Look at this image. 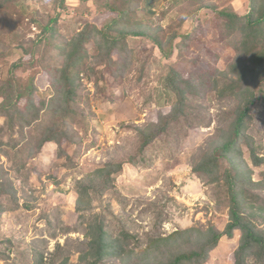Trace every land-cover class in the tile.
Wrapping results in <instances>:
<instances>
[{
    "label": "rangeland",
    "instance_id": "rangeland-1",
    "mask_svg": "<svg viewBox=\"0 0 264 264\" xmlns=\"http://www.w3.org/2000/svg\"><path fill=\"white\" fill-rule=\"evenodd\" d=\"M186 4L154 0L149 22L154 27L162 26L164 35H189L188 45L181 51L175 46L179 39L172 42L174 50L165 57L151 41L135 38L128 40L130 55L118 71L95 64L82 71L74 101L66 104L72 121L63 120L66 111L55 117L57 125L66 123L71 141L47 143L29 158L25 155L29 129L22 137L10 135L5 118L0 116V182L4 186L0 195L8 198L0 202L5 208L0 213V264H39L41 254L43 264H50L57 245L70 264H78L79 253L88 242L83 213L75 209L78 182L87 185L91 198L92 211L84 217L101 214L110 232L123 227L134 236L131 243H138L142 250L148 246V236L166 237L177 230L210 225L224 230L228 222L225 195L217 185L206 184L194 175L192 164L201 149L224 130L226 123L221 118L232 103L202 93L190 76L213 72L223 64L229 50L219 52L214 48L220 42L212 22L214 13L200 9L191 16ZM203 4L232 7L244 14L248 0H203ZM56 15L58 33L64 39L79 32L84 21L100 27L107 16H112L99 13L92 0H65L63 7L55 8L53 0H19L18 11L8 17L7 24L0 17V53H4L0 57V82L14 78L24 85L36 74L35 103L53 96L49 72L44 69L49 62L32 69H13L21 58L18 45L39 40L37 23L45 24ZM92 47V42L87 45L90 56L96 55ZM165 51H169L167 46ZM28 60L29 56L21 59ZM171 71L193 83L186 92L195 97L190 122L171 135L159 136L140 155L141 136L137 130L158 123L160 116L172 117L175 97L172 95L174 101L167 107L157 101L160 86ZM253 111L245 137L258 146L264 158V106L257 105ZM243 158L252 171V181H264V167H252L247 153ZM120 163H125L122 169L107 181V171H114ZM239 240V231L232 239L223 237L205 264H233ZM119 259L110 257L104 264H120Z\"/></svg>",
    "mask_w": 264,
    "mask_h": 264
},
{
    "label": "trees",
    "instance_id": "trees-1",
    "mask_svg": "<svg viewBox=\"0 0 264 264\" xmlns=\"http://www.w3.org/2000/svg\"><path fill=\"white\" fill-rule=\"evenodd\" d=\"M64 1L53 0L54 8L63 7ZM92 1L99 13L112 15L107 16L100 27L83 20L82 29L64 39L58 33L56 15L45 24L37 23L41 35L39 40L31 41L29 45H18L21 58L13 69H32L37 64L49 62L44 66L49 72L47 75L53 93L48 101H34L36 74L27 78L24 85L19 80L15 82L14 78L0 82V116L5 118L10 135L17 133L22 137L24 130L29 129L30 138L25 147L29 148L25 153L29 158L38 154L47 143L59 145L63 140H72L67 134L66 123L62 121L57 125L55 117L66 111L63 120L72 121L66 104L69 100L74 101L76 82L82 71H87L91 64L110 68L112 72L118 71L119 67L125 66L124 60L130 55L128 40L135 38L151 41L165 57H169L174 50L173 41L180 40L175 45L179 51L188 45L189 35L177 32L164 35L162 26L149 24L154 0ZM169 1L187 3L191 16L200 9L213 12L212 22L216 24L220 38L219 45H214V48L219 52L223 48L229 50L223 64L213 72L190 76L202 93L215 95L218 101L232 103L230 111L221 118L226 123L224 130L201 149L192 164L194 175L206 184L217 185L225 195L228 222L222 232L210 225L205 229L192 227L177 230L166 237L148 236V246L142 250L138 243H131L135 238L123 227L110 232V225L101 214L88 215L87 219L84 217L85 213L92 211L91 198L87 185L78 182L75 209L83 213L81 218L86 223L85 236L88 238L86 249L79 253L78 264H104L110 257L120 258V264H205L219 241L223 237L232 239L235 231H239L240 240L234 251L233 264H264V181H252V171L243 158V154L247 153L252 167H264V158L259 155L258 146L248 136L245 137L253 110L257 105L264 106V0H248L244 14L232 7L205 5L203 0ZM18 7L19 0H0V17H3L5 24L8 17L18 11ZM84 13L82 10L81 14ZM91 42L96 52L94 56H90L87 49ZM166 46L169 51H165ZM0 54V57L4 56V53ZM115 54L117 58H114ZM24 56H29L27 62L21 61ZM165 78L166 90L175 97L171 105L172 117L160 116L158 123L137 130L141 136L138 147L140 155L159 136L171 135L184 128L183 125H188L193 113L191 105L195 97L186 94L193 83L183 81L174 71ZM190 93L194 94L193 91ZM43 113L47 115L42 118ZM242 146H245V151ZM124 164H118L114 171L108 170L105 176L107 181ZM16 170L20 172V168L16 167ZM2 184L0 182V192L4 190ZM6 200L7 197L0 195L1 203ZM4 211L0 204V213ZM61 249L57 245L51 253L50 264H70L68 256H64ZM42 258L43 255H39V264H43Z\"/></svg>",
    "mask_w": 264,
    "mask_h": 264
},
{
    "label": "crops",
    "instance_id": "crops-1",
    "mask_svg": "<svg viewBox=\"0 0 264 264\" xmlns=\"http://www.w3.org/2000/svg\"><path fill=\"white\" fill-rule=\"evenodd\" d=\"M160 93L158 95L157 101L160 102L161 107H167L173 103L174 99L172 94L166 90L165 86H160Z\"/></svg>",
    "mask_w": 264,
    "mask_h": 264
}]
</instances>
